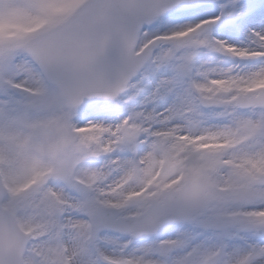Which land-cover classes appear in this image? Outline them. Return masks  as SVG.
Wrapping results in <instances>:
<instances>
[{
    "label": "snow or ice",
    "instance_id": "obj_1",
    "mask_svg": "<svg viewBox=\"0 0 264 264\" xmlns=\"http://www.w3.org/2000/svg\"><path fill=\"white\" fill-rule=\"evenodd\" d=\"M0 264H264V0H0Z\"/></svg>",
    "mask_w": 264,
    "mask_h": 264
}]
</instances>
